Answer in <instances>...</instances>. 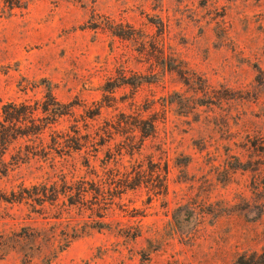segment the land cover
I'll return each mask as SVG.
<instances>
[{
  "label": "rangeland",
  "instance_id": "rangeland-1",
  "mask_svg": "<svg viewBox=\"0 0 264 264\" xmlns=\"http://www.w3.org/2000/svg\"><path fill=\"white\" fill-rule=\"evenodd\" d=\"M48 89L0 264L264 263V0H0V102Z\"/></svg>",
  "mask_w": 264,
  "mask_h": 264
},
{
  "label": "trees",
  "instance_id": "trees-1",
  "mask_svg": "<svg viewBox=\"0 0 264 264\" xmlns=\"http://www.w3.org/2000/svg\"><path fill=\"white\" fill-rule=\"evenodd\" d=\"M47 91L44 99L36 101L35 105L27 102H0V173L8 171L7 168L3 170V167H5L4 156L12 144L31 136L39 137L49 125L55 123L51 122L50 118L69 115V112L65 109V105H62L57 100L50 89ZM41 113L45 115L44 118L39 117ZM52 121H55V119H52ZM37 122H41V124L39 125ZM136 123L138 125H134L135 130L142 133L143 138H148L156 131V126L153 121L140 119ZM21 160L23 158H17L16 162L19 163ZM160 176L159 174L158 178H161ZM243 260L244 258L241 262ZM253 263H255L254 260L250 262V264Z\"/></svg>",
  "mask_w": 264,
  "mask_h": 264
}]
</instances>
